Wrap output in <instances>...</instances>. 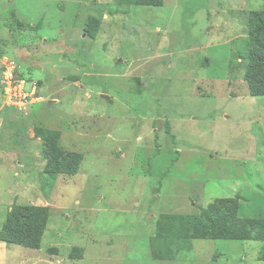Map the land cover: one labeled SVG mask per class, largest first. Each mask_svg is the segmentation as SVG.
<instances>
[{
  "label": "rangeland",
  "instance_id": "rangeland-1",
  "mask_svg": "<svg viewBox=\"0 0 264 264\" xmlns=\"http://www.w3.org/2000/svg\"><path fill=\"white\" fill-rule=\"evenodd\" d=\"M250 10L264 0H0V228L16 204L46 219L36 247L0 240V264H264V243L193 238L187 218L225 197L264 217ZM7 61L39 99L8 104ZM59 149L74 172H49Z\"/></svg>",
  "mask_w": 264,
  "mask_h": 264
},
{
  "label": "trees",
  "instance_id": "trees-1",
  "mask_svg": "<svg viewBox=\"0 0 264 264\" xmlns=\"http://www.w3.org/2000/svg\"><path fill=\"white\" fill-rule=\"evenodd\" d=\"M117 1L140 5H159L161 2V0ZM18 24L22 25V22L19 21ZM246 42L247 45L243 51L246 59L244 79L248 83L250 95L262 96L264 95V10L249 11ZM55 154L47 164L51 173L56 172L55 167H60L65 172H74L81 159L79 154L71 153L70 157L67 153L63 155L61 149ZM234 199L238 198H220L209 205L199 217H187L192 237L264 242V217L239 216V203ZM45 221L44 208L33 205H13L0 228V240L9 244L36 247L39 244ZM259 255V259L264 260V247Z\"/></svg>",
  "mask_w": 264,
  "mask_h": 264
},
{
  "label": "built area",
  "instance_id": "built-area-1",
  "mask_svg": "<svg viewBox=\"0 0 264 264\" xmlns=\"http://www.w3.org/2000/svg\"><path fill=\"white\" fill-rule=\"evenodd\" d=\"M15 64L7 61L2 72V94L11 106L21 107L39 99L35 81L15 77Z\"/></svg>",
  "mask_w": 264,
  "mask_h": 264
},
{
  "label": "crops",
  "instance_id": "crops-1",
  "mask_svg": "<svg viewBox=\"0 0 264 264\" xmlns=\"http://www.w3.org/2000/svg\"><path fill=\"white\" fill-rule=\"evenodd\" d=\"M235 198H236V197H235ZM228 240H232V239H228ZM237 241H242V240H237ZM253 241H259V242L264 243L263 241H260V240H253ZM263 247H264V244L260 247V249H259V251H258V253H257V260H259V261H263V262H264L263 259H259V254H260V251L262 250Z\"/></svg>",
  "mask_w": 264,
  "mask_h": 264
}]
</instances>
